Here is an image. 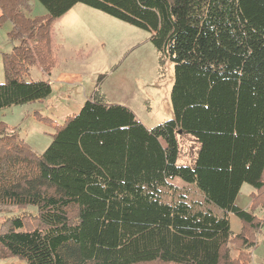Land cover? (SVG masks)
Returning a JSON list of instances; mask_svg holds the SVG:
<instances>
[{
	"label": "trees",
	"instance_id": "obj_1",
	"mask_svg": "<svg viewBox=\"0 0 264 264\" xmlns=\"http://www.w3.org/2000/svg\"><path fill=\"white\" fill-rule=\"evenodd\" d=\"M38 1L47 14L32 18L31 0H0L15 43L0 110L51 95L30 69H49L54 21L83 3L151 33L174 64L173 118L148 129L96 89L63 123L43 118V153L0 121V205L24 211L0 227V264H249L263 227L264 0ZM185 135L198 144L190 164ZM244 183L252 211L236 205Z\"/></svg>",
	"mask_w": 264,
	"mask_h": 264
},
{
	"label": "rangeland",
	"instance_id": "obj_2",
	"mask_svg": "<svg viewBox=\"0 0 264 264\" xmlns=\"http://www.w3.org/2000/svg\"><path fill=\"white\" fill-rule=\"evenodd\" d=\"M46 14L40 1L31 0L28 16ZM11 25L8 20L0 26V83L5 82L2 54L11 53L15 44L8 37ZM51 36V66L46 70L41 64L33 65L29 75L31 80H49L51 95L0 110V121L19 128L21 138L35 151L43 153L53 139V125L43 118L63 123L81 110L96 89L105 95L108 104L130 108L148 129L173 118L174 64L157 50L149 31L79 3L69 14L54 21ZM197 150L195 140L183 136L180 162L192 163ZM257 192L244 183L236 205L252 211L253 195ZM192 195L198 196L193 190ZM253 211L263 220V227L255 234L256 245L249 264H264V205L259 204ZM23 212L13 205H0V227L8 218ZM230 222L234 233L243 231L245 224L236 214H230ZM232 252L236 257V252Z\"/></svg>",
	"mask_w": 264,
	"mask_h": 264
},
{
	"label": "crops",
	"instance_id": "obj_3",
	"mask_svg": "<svg viewBox=\"0 0 264 264\" xmlns=\"http://www.w3.org/2000/svg\"><path fill=\"white\" fill-rule=\"evenodd\" d=\"M72 11V9L71 10H69L67 13H65L63 16H61V17H64V16H66L67 14H69V12H71ZM61 17H59V18H61ZM12 27H13V25H11ZM15 45V44H14ZM14 47V46H13ZM47 82H49L50 83V81L49 80H47ZM37 152V151H36ZM39 153V152H38ZM237 201V200H236ZM241 208V207H240Z\"/></svg>",
	"mask_w": 264,
	"mask_h": 264
},
{
	"label": "water",
	"instance_id": "obj_4",
	"mask_svg": "<svg viewBox=\"0 0 264 264\" xmlns=\"http://www.w3.org/2000/svg\"><path fill=\"white\" fill-rule=\"evenodd\" d=\"M181 132V131H180Z\"/></svg>",
	"mask_w": 264,
	"mask_h": 264
}]
</instances>
